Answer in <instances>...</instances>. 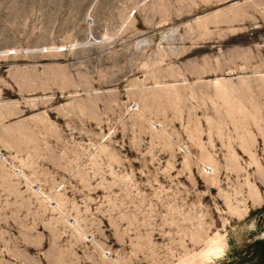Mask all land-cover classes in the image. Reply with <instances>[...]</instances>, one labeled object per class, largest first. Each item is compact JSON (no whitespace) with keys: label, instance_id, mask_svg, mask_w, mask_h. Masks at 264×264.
Wrapping results in <instances>:
<instances>
[{"label":"rangeland","instance_id":"374dc122","mask_svg":"<svg viewBox=\"0 0 264 264\" xmlns=\"http://www.w3.org/2000/svg\"><path fill=\"white\" fill-rule=\"evenodd\" d=\"M260 175L264 0H0V264H259Z\"/></svg>","mask_w":264,"mask_h":264},{"label":"trees","instance_id":"16d2710c","mask_svg":"<svg viewBox=\"0 0 264 264\" xmlns=\"http://www.w3.org/2000/svg\"><path fill=\"white\" fill-rule=\"evenodd\" d=\"M254 249V257L259 259V264H264V240H258L255 241L252 244V247Z\"/></svg>","mask_w":264,"mask_h":264},{"label":"bare ground","instance_id":"6f19581e","mask_svg":"<svg viewBox=\"0 0 264 264\" xmlns=\"http://www.w3.org/2000/svg\"><path fill=\"white\" fill-rule=\"evenodd\" d=\"M212 173L214 172V170L213 169H209ZM206 172H208V171H206ZM259 180H261V181H263L264 182V178L260 175L259 176ZM57 208V207H56ZM215 244V243H214ZM221 250V249H220ZM214 251V250H213ZM212 252V251H211ZM210 253V252H209ZM215 253V252H214ZM210 255V254H209Z\"/></svg>","mask_w":264,"mask_h":264}]
</instances>
